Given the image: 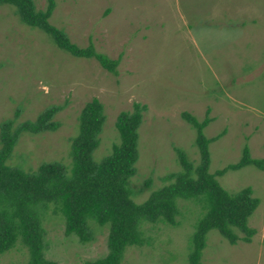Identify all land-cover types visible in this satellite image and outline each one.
I'll return each instance as SVG.
<instances>
[{
    "label": "rangeland",
    "instance_id": "1",
    "mask_svg": "<svg viewBox=\"0 0 264 264\" xmlns=\"http://www.w3.org/2000/svg\"><path fill=\"white\" fill-rule=\"evenodd\" d=\"M45 8L46 0H33ZM0 3V124L33 121L57 105L54 131L20 132L6 163L25 172L44 162L70 166L72 138L84 104L97 98L105 121L92 152L101 161L118 142L119 111L145 106L138 128V158L128 179L135 202L167 184L179 171L181 151L198 162L196 132L186 113L208 124V171L235 163L246 145L249 156L264 158V0H55L50 24L79 47L91 44L115 61V73L96 58H78L59 49L40 29L28 27ZM17 111V115L14 112ZM148 184L142 189L144 181ZM231 192L250 185L258 204L248 218L250 242L230 244L216 230L205 235L200 264H264V167L246 164L217 175ZM177 223L141 224L143 245L125 248L120 264H188L190 237L201 211L198 197L177 198ZM43 257L47 264H86L106 254L107 225L90 222L91 241L64 232V218L42 217ZM243 236V233H237ZM28 250L17 240L0 254V264H25Z\"/></svg>",
    "mask_w": 264,
    "mask_h": 264
},
{
    "label": "trees",
    "instance_id": "2",
    "mask_svg": "<svg viewBox=\"0 0 264 264\" xmlns=\"http://www.w3.org/2000/svg\"><path fill=\"white\" fill-rule=\"evenodd\" d=\"M0 3L14 6V13L21 22L46 33L59 49L78 58H96L103 68L115 73V61L96 52L91 44L79 47L70 42L63 30L48 22L55 0H46L45 8H36L33 0H0ZM133 106L134 110L117 113L114 128L118 142L111 146L107 156L95 162L92 152L99 144L105 115L97 98L86 102L78 116L77 134L71 140L69 167L50 161L25 172L6 163L20 132L35 134L57 129L58 123L52 118L60 106H49L33 121L26 119L12 130L11 121L0 124V254L19 240L28 250L29 258L25 264H47L42 253L44 229L41 217L50 204L52 211H59L64 218L65 234L76 235L80 242L92 240L91 221L98 226L107 225L106 254L86 264H120L126 247L143 245V222L174 226L177 223L174 219L178 212L177 198L198 197L201 202L200 217L190 237L188 264H200V253L209 230H216L230 244H236L238 240L251 241L255 230L248 226V218L257 206L258 198L253 195L250 185L231 192L218 183L216 176L246 164L263 168L264 158H252L244 145L237 162L208 171V143L219 136L206 138L202 135V129L209 122L206 117L197 123L193 117L182 113L196 132L198 162L191 163L179 151L180 169L169 173L167 178L171 181L152 190L142 201L135 202L129 197L127 183L135 173L138 128L145 106L139 103ZM148 181H144L142 189ZM239 232L244 235L238 236Z\"/></svg>",
    "mask_w": 264,
    "mask_h": 264
}]
</instances>
